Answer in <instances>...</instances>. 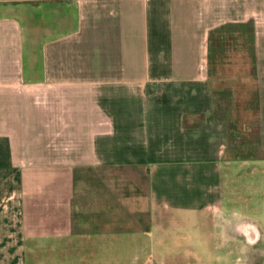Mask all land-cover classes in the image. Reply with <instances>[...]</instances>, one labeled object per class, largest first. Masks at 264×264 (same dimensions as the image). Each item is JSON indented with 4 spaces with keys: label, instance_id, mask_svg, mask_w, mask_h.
I'll list each match as a JSON object with an SVG mask.
<instances>
[{
    "label": "crops",
    "instance_id": "crops-1",
    "mask_svg": "<svg viewBox=\"0 0 264 264\" xmlns=\"http://www.w3.org/2000/svg\"><path fill=\"white\" fill-rule=\"evenodd\" d=\"M247 23L261 152L230 159L208 39ZM181 218L192 264H264V0H0V264L162 261Z\"/></svg>",
    "mask_w": 264,
    "mask_h": 264
},
{
    "label": "rangeland",
    "instance_id": "rangeland-1",
    "mask_svg": "<svg viewBox=\"0 0 264 264\" xmlns=\"http://www.w3.org/2000/svg\"><path fill=\"white\" fill-rule=\"evenodd\" d=\"M219 56V55H218ZM221 63L214 67L215 80L213 85L216 88L217 97L219 98L218 115H225L229 120L230 135L228 140L229 148L232 152H240V144L245 141L251 143L253 153L256 155V129L253 124L249 129L241 127L238 123L239 116L243 117V121L253 122L255 119L254 106L244 107V104L253 105L255 93L257 91L256 69L253 62V55L249 51L248 45L243 44L242 38L224 44V51L220 53ZM240 135V136H239ZM243 152V151H242ZM246 148L244 147V153ZM249 193V191H248ZM172 220L169 221L168 239L164 249L165 253H157L156 258L159 259L160 254L164 260L155 262L152 260L149 264H164L166 262L172 264H192L194 243L199 239L193 240V230L191 219ZM64 253L55 252H32L25 251L24 264H60L62 263ZM205 263L213 261L204 257ZM76 262V261H72ZM79 264V262L73 263ZM121 264H129L122 261ZM142 264V263H140ZM146 264V263H143Z\"/></svg>",
    "mask_w": 264,
    "mask_h": 264
},
{
    "label": "trees",
    "instance_id": "trees-1",
    "mask_svg": "<svg viewBox=\"0 0 264 264\" xmlns=\"http://www.w3.org/2000/svg\"><path fill=\"white\" fill-rule=\"evenodd\" d=\"M239 38H242L243 44L245 46L248 45L249 51L253 55V62L255 65V56H254V32H253V25L252 23H247L243 25H236V24H228L224 25L218 29L212 31L209 35L208 39V55H207V66H208V77L209 81L211 82L212 92H213V102H214V116L217 120L224 122L227 126V149L226 153L230 159H249V158H256L260 156V146L258 141V91L255 93V99L253 105L250 103L244 104V107H252L254 106L255 112V119L253 122L243 121V117L239 116L238 123H240L241 127H245L246 129L250 128V125L253 124L256 129V144H255V151L256 155H254L252 150L251 143L249 141H245L240 144V152H232L228 145L229 135H230V125L229 120L225 115L219 116L218 115V105H219V98L217 97L216 88L214 87L213 81L215 80V71L214 67H216L221 62L218 60L220 59V53L224 51V44L227 42L235 41ZM219 55V56H218ZM256 69V67H255ZM240 136V135H239ZM244 147L246 148V152L244 153ZM243 151V152H242Z\"/></svg>",
    "mask_w": 264,
    "mask_h": 264
}]
</instances>
